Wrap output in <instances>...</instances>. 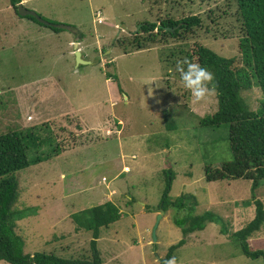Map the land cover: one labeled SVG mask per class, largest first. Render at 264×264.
Segmentation results:
<instances>
[{"label": "rangeland", "instance_id": "374dc122", "mask_svg": "<svg viewBox=\"0 0 264 264\" xmlns=\"http://www.w3.org/2000/svg\"><path fill=\"white\" fill-rule=\"evenodd\" d=\"M26 5L51 24L77 28L79 35L68 29L57 32L51 24L27 16L34 26L21 29L16 18L23 16L13 13L10 0H0V135L9 129H29L37 142L43 138L48 142L31 145L29 157L51 154L17 173L21 189L15 207L32 213L17 221L25 251L90 255L91 232L75 240L69 214L111 198L124 216L103 229L104 237L116 234L115 243L108 238L100 243L105 253L110 248L124 253L123 264H160L169 243L182 238L186 243L174 251L177 264H264V257H247L231 232H221V224L213 222L184 236L174 218L187 210L171 206L154 234L167 169L175 176L169 196L174 200L182 193H194L199 202L195 214L211 210L231 230L255 215L251 180L207 179L208 166L218 168L233 160L228 128L202 123V116L218 108L216 91L206 102L192 104L174 70L178 59L193 60L198 43L243 64L236 1L29 0ZM196 14L202 25L187 38L159 35L153 43L144 39L147 33H137L145 21ZM137 36L149 47L133 52L131 40ZM76 40L89 63L78 62L72 42ZM242 94L253 109L260 107L259 87ZM104 121L108 128H98ZM125 165L131 173L123 170ZM256 195L264 202V179ZM247 204L250 210L241 208ZM250 241L264 250V224Z\"/></svg>", "mask_w": 264, "mask_h": 264}, {"label": "trees", "instance_id": "16d2710c", "mask_svg": "<svg viewBox=\"0 0 264 264\" xmlns=\"http://www.w3.org/2000/svg\"><path fill=\"white\" fill-rule=\"evenodd\" d=\"M21 1L10 0L17 14H19L18 4ZM235 1L237 19L243 30V34L239 37L242 55L240 59L243 64L236 62V57L221 55L199 43L191 57L194 62L206 67L215 76L218 108L215 112L202 116V123L210 127L226 126L229 131L230 149L233 153L232 161L221 163L218 168H215L217 165L208 166L207 179L217 181L232 176L251 180V198L252 203L255 204V215L251 221L235 231L231 230L230 225L226 226L219 214L211 210L195 214L194 209L199 202L194 193H182L174 200L169 196L175 178L174 172L170 169L164 170L166 185L159 207H163L165 211L171 206L178 211L187 210L182 217L174 218L175 224L181 228L184 236L203 230L209 223L215 222L222 225L223 234L231 232L230 237L247 257L258 259L264 257V250L254 248L250 237L260 231L264 224V202L256 195V189L264 179V0ZM26 16L44 24L32 15ZM202 22L198 14L179 20L168 18L159 23L145 21L138 27L137 33L140 31L147 33L144 39L153 43L157 42L159 35L187 38L189 33H195V28L200 27ZM51 27L57 32L63 30V28ZM146 40L142 41V38L138 36L132 38V51L148 48L149 43ZM254 85L261 89L263 96L257 110L252 108L242 94L243 90L251 89ZM19 121L21 122L20 118ZM9 130L0 135V261L5 260L11 264H118L105 263L97 244L101 227L108 226L124 216L120 206L111 200L78 211L73 215L79 228L91 230L93 233L90 255L63 257L55 252L35 251L32 254L25 251V240L16 231L17 221L32 213L28 209L19 210L15 207L21 189L17 173L45 160L44 158L50 157L51 154L46 156L38 154L30 158L31 145L37 147L47 145V139L43 138L37 142L39 138L37 139L29 129L26 132ZM185 243L186 238H182L169 246L166 255L160 259V264H164L166 259L173 257L174 251Z\"/></svg>", "mask_w": 264, "mask_h": 264}, {"label": "clouds", "instance_id": "9594fccd", "mask_svg": "<svg viewBox=\"0 0 264 264\" xmlns=\"http://www.w3.org/2000/svg\"><path fill=\"white\" fill-rule=\"evenodd\" d=\"M175 72L179 74L181 86L190 93L192 104H201L216 91L215 76L209 69L184 57L175 62ZM164 264H177L173 256Z\"/></svg>", "mask_w": 264, "mask_h": 264}, {"label": "crops", "instance_id": "0c3cea01", "mask_svg": "<svg viewBox=\"0 0 264 264\" xmlns=\"http://www.w3.org/2000/svg\"><path fill=\"white\" fill-rule=\"evenodd\" d=\"M25 6H27L26 4L29 2V0H22L21 1ZM13 13H15V15L17 16L18 14L16 13V11L14 10L13 11ZM14 15V14H13ZM21 16V15H20ZM18 17V16H17ZM16 21H17V24H18V26H20L21 27V29L22 28H24L25 27V25H28V26H30V23H32L33 24V26H34V22L31 20V19H28V18H24V16L23 17H18V18H16ZM78 35H79V33H78ZM72 42H79L78 40H76V41H72ZM78 47L79 48H81L80 47V42H79V45H78ZM81 50V49H80ZM81 53H82V56H83V51L81 50ZM38 104L40 105V102H38ZM39 108H40V110H42L43 111V107H38V110H39ZM62 113V112H61ZM36 115H37V118H39V116H41L40 114H39V112H37L36 113ZM28 117H31L32 118V120H33V117L30 115V114H28ZM20 119H21V117H19ZM29 120V119H28ZM61 120H63V119H61ZM120 121V120H119ZM103 123H105V121L104 122H102V123H100V125L98 126V128L101 126L102 128H108V126H107V124L108 123H106V125H103ZM38 125V124H37ZM111 128V127H110ZM111 130V129H110ZM114 131V130H113ZM126 167H123V170L125 171V168H128L129 170H126L125 172H127V173H131L132 172V169H131V167L130 166H128V165H125ZM78 181V180H77ZM71 194H73V192H71ZM130 198H132V197H130ZM107 201H109V200H111V201H113V202H115V200H113V199H111V198H109V199H106ZM106 202V201H105ZM116 203V202H115ZM101 204H102V202H101ZM117 204V203H116ZM98 205V204H97ZM118 205V204H117ZM248 205V207H245V208H243V207H241L242 209H246V208H248L249 210H250V208H252V206L250 205L249 206V204H247ZM94 206H96V205H94ZM147 205H145V207H146ZM85 209V208H84ZM84 209H81V210H84ZM87 209V208H86ZM121 209V208H120ZM81 210H79V211H81ZM121 211H122V209H121ZM160 211V210H159ZM76 212H78V211H76ZM75 211H72L69 215H70V217H71V220H69V222L74 226V228H73V235L75 234L76 235V238H75V240H78V238L80 237L79 235L81 234V233H85L86 231H89V232H91V234H92V238H91V240L93 239V233H92V231L91 230H85V229H83V228H79L78 227V225H77V223L75 222V220L73 219V215H74V213H76ZM149 212V211H148ZM155 213V215H157L158 213L157 212H154ZM157 213V214H156ZM52 216V215H51ZM51 216H48V218H49V221H50V223H51V220L52 219H54L55 220V218L52 216V218H51ZM254 217V216H253ZM252 217V218H253ZM25 219H27L28 217H24ZM24 218H22V219H24ZM57 218V217H56ZM251 218V219H252ZM19 220H21V219H19ZM119 221V220H118ZM251 221V220H250ZM45 222H47V220L45 221ZM117 222V221H116ZM115 223V222H114ZM212 223L213 222H211V223H209L207 226H206V228L205 229H207L210 225H212ZM52 224V223H51ZM112 224V223H111ZM247 224V223H246ZM110 225V224H109ZM109 225L108 226H103V227H101V231H100V235H99V237L97 238V244H98V248H99V250H100V252H101V256H102V258H103V261L105 262V263H118V264H123L122 263V259L124 258V253H123V256H122V254H121V252H119V251H117L116 249H111L110 248V250L108 251V253H105L104 252V250H102V248H101V243L100 242H102L104 239H106V238H108V240H109V242H111V244L114 242L115 243V241L117 240V236H116V234H111L110 236H108V234H106V236L104 237L103 236V229L105 228V227H109ZM244 225H242L241 227H243ZM238 229H240V228H238ZM238 229H236V228H234V230L236 231V230H238ZM176 231H178L177 229H175ZM115 233H117V228L115 229ZM173 233H176V235H177V232H173ZM103 239V240H102ZM179 240H181V239H179ZM178 240V241H179ZM177 241V242H178ZM109 242H105V244H108V245H111V244H109ZM158 242V241H157ZM177 242H175V243H177ZM174 242H170L169 243V246H171V245H173V244H175ZM90 248H91V246H90ZM181 248V247H180ZM139 255H141V257H143V254H139ZM0 263H1V261H0Z\"/></svg>", "mask_w": 264, "mask_h": 264}, {"label": "water", "instance_id": "95a60500", "mask_svg": "<svg viewBox=\"0 0 264 264\" xmlns=\"http://www.w3.org/2000/svg\"><path fill=\"white\" fill-rule=\"evenodd\" d=\"M18 12L22 16L32 15V16L36 17L42 23L51 24L49 21L44 19L37 11L27 8L22 2H20L18 4ZM51 25L55 26V27L63 28V29L72 30V31H74L76 33H79L78 29L73 27V26H71V25H66V24H51ZM78 45H79V42H75L76 55H77V58H78V62L79 63H81V62L89 63L90 61L83 60L82 53H81V50L78 47ZM159 210H160V212L158 214V223L154 226V234H155V232L157 230V227H158V224H159V220H160L162 214L165 213V210H164L163 207H160ZM156 240H157V237L155 236V241Z\"/></svg>", "mask_w": 264, "mask_h": 264}, {"label": "built area", "instance_id": "2783aa9c", "mask_svg": "<svg viewBox=\"0 0 264 264\" xmlns=\"http://www.w3.org/2000/svg\"><path fill=\"white\" fill-rule=\"evenodd\" d=\"M97 16H98V22H102L103 18L101 16L100 12L97 13Z\"/></svg>", "mask_w": 264, "mask_h": 264}, {"label": "bare ground", "instance_id": "6f19581e", "mask_svg": "<svg viewBox=\"0 0 264 264\" xmlns=\"http://www.w3.org/2000/svg\"><path fill=\"white\" fill-rule=\"evenodd\" d=\"M126 170H129L128 168H126Z\"/></svg>", "mask_w": 264, "mask_h": 264}]
</instances>
